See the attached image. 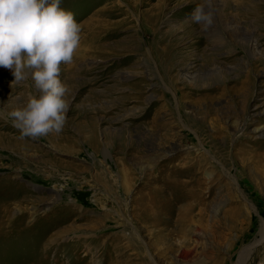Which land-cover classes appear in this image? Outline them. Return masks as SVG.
I'll list each match as a JSON object with an SVG mask.
<instances>
[{
	"label": "rangeland",
	"instance_id": "374dc122",
	"mask_svg": "<svg viewBox=\"0 0 264 264\" xmlns=\"http://www.w3.org/2000/svg\"><path fill=\"white\" fill-rule=\"evenodd\" d=\"M60 6V134L20 138L38 93L0 67V264H264V0Z\"/></svg>",
	"mask_w": 264,
	"mask_h": 264
},
{
	"label": "clouds",
	"instance_id": "9594fccd",
	"mask_svg": "<svg viewBox=\"0 0 264 264\" xmlns=\"http://www.w3.org/2000/svg\"><path fill=\"white\" fill-rule=\"evenodd\" d=\"M60 5L61 0H0V67L11 71L12 85L31 79L38 93L8 114L21 139L58 135L66 124L69 89L59 78L60 65L73 62L81 27ZM190 18L205 29L213 22L203 4Z\"/></svg>",
	"mask_w": 264,
	"mask_h": 264
},
{
	"label": "bare ground",
	"instance_id": "6f19581e",
	"mask_svg": "<svg viewBox=\"0 0 264 264\" xmlns=\"http://www.w3.org/2000/svg\"><path fill=\"white\" fill-rule=\"evenodd\" d=\"M95 43H96V42H95ZM104 47H105V46H104ZM93 49H94V50L91 49V50H89L88 52H86L85 55H86V56H89V55H90V56H91V55H92V56L100 55V57L103 56V53L95 52L98 48H93ZM254 131H255V130H254ZM207 176H208V175H207Z\"/></svg>",
	"mask_w": 264,
	"mask_h": 264
}]
</instances>
